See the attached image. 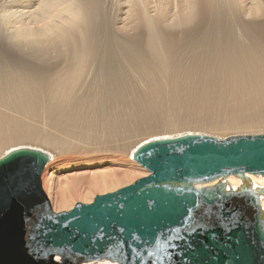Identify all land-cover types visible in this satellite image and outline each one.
Instances as JSON below:
<instances>
[{
	"label": "bare ground",
	"instance_id": "6f19581e",
	"mask_svg": "<svg viewBox=\"0 0 264 264\" xmlns=\"http://www.w3.org/2000/svg\"><path fill=\"white\" fill-rule=\"evenodd\" d=\"M183 134H264V0H0V159L48 156L52 213L147 177L134 151Z\"/></svg>",
	"mask_w": 264,
	"mask_h": 264
},
{
	"label": "water",
	"instance_id": "95a60500",
	"mask_svg": "<svg viewBox=\"0 0 264 264\" xmlns=\"http://www.w3.org/2000/svg\"><path fill=\"white\" fill-rule=\"evenodd\" d=\"M132 159L147 177L59 214L40 190L46 154L0 159V264H264V192L246 178L264 177V134H188L140 145ZM229 176L236 191H225Z\"/></svg>",
	"mask_w": 264,
	"mask_h": 264
},
{
	"label": "rangeland",
	"instance_id": "374dc122",
	"mask_svg": "<svg viewBox=\"0 0 264 264\" xmlns=\"http://www.w3.org/2000/svg\"><path fill=\"white\" fill-rule=\"evenodd\" d=\"M184 135V134H183ZM238 135H241V134H238ZM242 135H244V134H242ZM254 135V134H253ZM175 136H177V135H175ZM209 136V135H208ZM228 137V136H227ZM231 137H236L235 135H232ZM163 138H166V137H163ZM91 140H93V139H91ZM141 144H142V142H140ZM139 143V144H140ZM136 147V146H135ZM105 157H110V156H107V155H99V156H95V157H93V158H91L90 156H86V159L87 158H89V159H92L93 161H96L97 163H99V160L101 159V158H105ZM118 157V156H117ZM116 157V158H117ZM122 157H125V155L123 154V155H121L120 156V158H122ZM87 162H91V161H87ZM82 162H81V160L80 159H78V157H71V156H65V160L61 163V165L63 166V167H68V166H70V165H75V164H81ZM139 171V170H138ZM138 176H140V175H138ZM139 179V178H138ZM138 179H132V177H130L128 180L127 179H122L121 181H120V183H118V185H117V187H120V188H123V187H126V186H129L130 184H132V183H134L136 180H138ZM130 181V182H129ZM116 186H109V187H107L108 188V193H110V192H112V191H115V189L117 188H115ZM104 189H100V191L99 192H102ZM103 194H106V193H97V194H95L92 198H90V199H88V202H86V203H84V202H81V201H78V202H74L73 204H72V206H70V208H68V209H63V211H68V210H70L75 204H77V203H83V204H88V203H90L91 201H92V199L95 197V196H97V195H103ZM83 198H84V200H86L87 199V197L86 196H83ZM60 212H61V210H60ZM101 263H104V261H100Z\"/></svg>",
	"mask_w": 264,
	"mask_h": 264
},
{
	"label": "flooded vegetation",
	"instance_id": "af4514ba",
	"mask_svg": "<svg viewBox=\"0 0 264 264\" xmlns=\"http://www.w3.org/2000/svg\"><path fill=\"white\" fill-rule=\"evenodd\" d=\"M65 258L61 257V258H56L55 260L59 263H61V260H63ZM67 261L70 262L71 264H117L116 262H111V261H106V260H102L104 261V263H101V260H84V259H75V258H67Z\"/></svg>",
	"mask_w": 264,
	"mask_h": 264
}]
</instances>
